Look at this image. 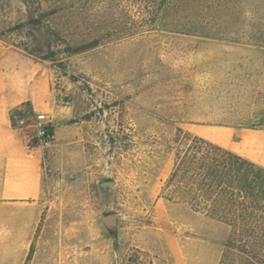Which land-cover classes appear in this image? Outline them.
I'll list each match as a JSON object with an SVG mask.
<instances>
[{
  "label": "rangeland",
  "instance_id": "rangeland-1",
  "mask_svg": "<svg viewBox=\"0 0 264 264\" xmlns=\"http://www.w3.org/2000/svg\"><path fill=\"white\" fill-rule=\"evenodd\" d=\"M0 38L72 129L38 189L0 184V264H218L229 228L166 182L187 134L264 166V0H0Z\"/></svg>",
  "mask_w": 264,
  "mask_h": 264
},
{
  "label": "trees",
  "instance_id": "trees-1",
  "mask_svg": "<svg viewBox=\"0 0 264 264\" xmlns=\"http://www.w3.org/2000/svg\"><path fill=\"white\" fill-rule=\"evenodd\" d=\"M97 44L93 39L77 50ZM182 141L166 182V189L173 186L166 198L185 202L229 228L219 264H264V166L198 135L187 134Z\"/></svg>",
  "mask_w": 264,
  "mask_h": 264
},
{
  "label": "crops",
  "instance_id": "crops-1",
  "mask_svg": "<svg viewBox=\"0 0 264 264\" xmlns=\"http://www.w3.org/2000/svg\"><path fill=\"white\" fill-rule=\"evenodd\" d=\"M64 112L53 97L50 66L0 38V184L31 183L38 189L43 162L50 158L30 125H13V114L47 116L52 121L55 117L60 124L52 122L53 142H65L72 129L62 124Z\"/></svg>",
  "mask_w": 264,
  "mask_h": 264
},
{
  "label": "built area",
  "instance_id": "built-area-1",
  "mask_svg": "<svg viewBox=\"0 0 264 264\" xmlns=\"http://www.w3.org/2000/svg\"><path fill=\"white\" fill-rule=\"evenodd\" d=\"M13 125L16 127H23L30 125L34 135L39 140L43 147H47L53 140V124L50 117L35 116L31 117L27 114L17 113L12 117Z\"/></svg>",
  "mask_w": 264,
  "mask_h": 264
},
{
  "label": "water",
  "instance_id": "water-1",
  "mask_svg": "<svg viewBox=\"0 0 264 264\" xmlns=\"http://www.w3.org/2000/svg\"><path fill=\"white\" fill-rule=\"evenodd\" d=\"M104 184L111 185L112 184V181H106V182H104ZM107 220H109V218H107Z\"/></svg>",
  "mask_w": 264,
  "mask_h": 264
}]
</instances>
